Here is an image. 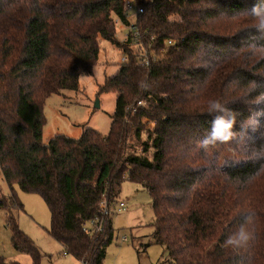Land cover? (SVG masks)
Returning a JSON list of instances; mask_svg holds the SVG:
<instances>
[{
  "label": "trees",
  "instance_id": "1",
  "mask_svg": "<svg viewBox=\"0 0 264 264\" xmlns=\"http://www.w3.org/2000/svg\"><path fill=\"white\" fill-rule=\"evenodd\" d=\"M126 1L0 0V172L12 190L0 195V207L9 210L13 246L40 264L39 248L12 210L23 208L13 193L18 185L43 198L49 232L67 253L83 264H104L111 216L97 234L83 227L103 200L116 207L127 177L152 198V238L165 247L164 264H239L241 257L223 245L249 208L257 213V239L246 255L251 264H264V174L246 183L260 164L223 167L226 178L209 174L199 154L188 155L211 127L213 117L201 114L207 102L233 99L248 80H259L253 72L264 71V63L234 54L248 24L237 14L256 0H136L146 38L155 46L175 41L168 58L150 66L138 65L132 49L115 38L116 18L130 23ZM102 38L130 59L99 89L117 94L109 133L87 128L79 137L57 134L44 142L46 100L77 90L80 77L93 73ZM205 53L214 57L211 69L199 66L211 58ZM229 106L249 114L240 102ZM253 143L264 145V136L255 134ZM0 264L21 263L0 255Z\"/></svg>",
  "mask_w": 264,
  "mask_h": 264
},
{
  "label": "rangeland",
  "instance_id": "2",
  "mask_svg": "<svg viewBox=\"0 0 264 264\" xmlns=\"http://www.w3.org/2000/svg\"><path fill=\"white\" fill-rule=\"evenodd\" d=\"M120 24H117V33ZM123 50L107 39H101L97 64L93 73L82 75L77 90L52 94L45 103L46 123L43 139L65 134L79 137L90 128L107 134L115 113L117 94L114 91L100 92V86L114 75L122 63ZM96 102L99 106H96ZM150 127L153 124L150 123ZM14 195L23 204L22 209L12 208L19 227L39 248L40 264H83L49 232L51 214L43 198L37 193L23 191L15 185ZM12 190L0 172V195L9 196ZM127 203L126 210L111 214L113 238L107 247L104 264H161L167 257L165 247L152 238L155 213L152 198L146 188L126 177L122 184L119 201ZM0 207V255L21 264H33L31 256L16 249L12 244V231L7 225V212ZM127 237L124 240L123 237ZM164 264V263H163Z\"/></svg>",
  "mask_w": 264,
  "mask_h": 264
},
{
  "label": "clouds",
  "instance_id": "3",
  "mask_svg": "<svg viewBox=\"0 0 264 264\" xmlns=\"http://www.w3.org/2000/svg\"><path fill=\"white\" fill-rule=\"evenodd\" d=\"M237 15L247 19L248 24L244 29L246 36L241 47L234 54L239 57L243 53L245 61L255 64L264 63V0H256L251 9ZM205 56L211 57L208 53ZM213 59L211 57L199 66L211 69ZM243 67L247 70L246 65ZM252 75L259 80H248L240 89L239 95L233 99H210L207 102L206 111L201 114L213 117L211 127L196 140L195 148L188 150L189 157L199 154L205 160L209 174L222 173L226 178L228 174L222 171L223 167H231L241 162L259 163L260 167L247 178L246 183H251L257 176L264 174V145L257 147L253 143L255 134L264 136V91H260V80H264V71H256ZM238 84V80L230 81L229 88L234 90V86ZM234 102L244 104L249 114L242 117L233 110L229 105ZM256 222L255 210H243L239 223L224 240L223 246L241 257L239 264H251L250 257L246 254L257 239Z\"/></svg>",
  "mask_w": 264,
  "mask_h": 264
},
{
  "label": "built area",
  "instance_id": "4",
  "mask_svg": "<svg viewBox=\"0 0 264 264\" xmlns=\"http://www.w3.org/2000/svg\"><path fill=\"white\" fill-rule=\"evenodd\" d=\"M126 10L130 23H124L119 18H116V25L119 23L120 33H117L115 38L121 46L132 49L136 59V63L140 66H150L156 62H162L169 56V49L174 44V39H166L161 46H155L153 39L146 38L144 32L137 24L136 17L143 12V8L136 0L126 1ZM129 54L123 51L122 63L129 61ZM141 101L138 102L140 104ZM116 209L126 210L127 204L125 201H119L115 208L110 207L105 200L100 203V210L93 218L89 219L84 224V230L90 234H97L103 229V222L106 216H111ZM126 240V238H124Z\"/></svg>",
  "mask_w": 264,
  "mask_h": 264
},
{
  "label": "crops",
  "instance_id": "5",
  "mask_svg": "<svg viewBox=\"0 0 264 264\" xmlns=\"http://www.w3.org/2000/svg\"><path fill=\"white\" fill-rule=\"evenodd\" d=\"M152 124H153V126H154V123H152ZM126 204H127V203H126ZM124 238H126V240H127V237H126V236H125V237H123V239H124Z\"/></svg>",
  "mask_w": 264,
  "mask_h": 264
},
{
  "label": "water",
  "instance_id": "6",
  "mask_svg": "<svg viewBox=\"0 0 264 264\" xmlns=\"http://www.w3.org/2000/svg\"><path fill=\"white\" fill-rule=\"evenodd\" d=\"M96 106H99V103L98 102H96Z\"/></svg>",
  "mask_w": 264,
  "mask_h": 264
}]
</instances>
